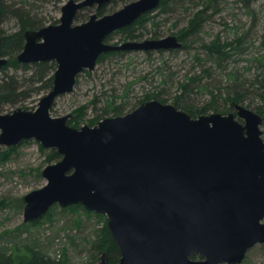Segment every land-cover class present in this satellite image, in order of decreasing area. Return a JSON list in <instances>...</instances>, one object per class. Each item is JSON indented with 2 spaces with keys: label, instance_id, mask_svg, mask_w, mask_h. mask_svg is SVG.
Returning a JSON list of instances; mask_svg holds the SVG:
<instances>
[{
  "label": "water",
  "instance_id": "1",
  "mask_svg": "<svg viewBox=\"0 0 264 264\" xmlns=\"http://www.w3.org/2000/svg\"><path fill=\"white\" fill-rule=\"evenodd\" d=\"M112 1L68 0L58 24L25 31L18 61L56 60L58 67L52 89L36 109L0 112V145L35 139L62 157L43 169L47 183L24 196V221L42 218L55 204H81L107 216L121 253L117 264H243L253 246L264 244L259 112L234 102L235 110L227 114L194 117L174 103L152 99L94 126L76 127L69 123L71 114H51L57 97L71 93L100 55L183 46L174 34L106 41L161 0H134L75 23L80 9ZM7 62L0 49V68ZM101 258V264H111L107 252Z\"/></svg>",
  "mask_w": 264,
  "mask_h": 264
},
{
  "label": "rangeland",
  "instance_id": "2",
  "mask_svg": "<svg viewBox=\"0 0 264 264\" xmlns=\"http://www.w3.org/2000/svg\"><path fill=\"white\" fill-rule=\"evenodd\" d=\"M1 1L9 10L22 4V0ZM67 1L30 0L32 5L29 7L51 22L60 18L61 8ZM131 1L134 0H115L107 5L104 12H99L94 6L87 13L97 11L102 16ZM196 3L190 1L183 5L176 4L169 13L159 9L154 11L149 19L147 17L144 20V29L137 31L143 33L138 39H131L125 33L117 32L109 41L120 44L128 40L161 38L171 34L180 39L183 31L189 28L191 18L205 8L200 37L206 41L217 36L227 40L236 34L247 33L245 45L248 48L230 68L243 71L251 67L253 72L258 69L259 59L264 61V0H196ZM18 28L17 19L12 16V12L1 18V33H10ZM171 50H129L117 55H107V58L98 61L91 73L86 70L78 76L71 93L57 97L51 114L55 117L72 115L85 106L81 125L78 127L94 126L100 120L114 116V113L104 114L106 99L110 95L118 103H124L125 113L134 110L145 100L147 93L154 91L160 84V66L168 68L167 72L172 80L182 79L198 70V65L194 63L195 50ZM14 70L11 69V72H15ZM17 71L19 75H24L25 70ZM3 75L0 71V78ZM163 87L165 96H170L168 103H173L176 86ZM46 93L48 91H43L36 99L29 98L15 106L7 105L3 113L12 112L18 107L34 110L36 108H32L37 107L40 98ZM196 97L200 104L208 98L205 94ZM242 104L248 107V102ZM253 107L249 108L254 109ZM261 128L264 138V119ZM52 149L54 148L44 147L35 139L22 141L15 150L0 145V253L29 246L56 259L67 256L69 264H90L96 254L94 244L99 240V232L108 222L105 214L87 210L81 204L72 207L55 204L38 222L24 221V196L47 183L43 169L58 161H49ZM104 251L99 254L100 264ZM243 264H264V244L253 246Z\"/></svg>",
  "mask_w": 264,
  "mask_h": 264
},
{
  "label": "trees",
  "instance_id": "3",
  "mask_svg": "<svg viewBox=\"0 0 264 264\" xmlns=\"http://www.w3.org/2000/svg\"><path fill=\"white\" fill-rule=\"evenodd\" d=\"M190 1L197 4L196 0H161L160 5L156 9L144 14L134 24L113 32L108 36V40L117 32L125 33L128 38L138 39L143 33H138L137 31L144 29L143 22L147 17L148 19L151 17V13L158 9L161 12L169 13L173 9L172 6L176 4L183 5ZM0 4L2 9L0 20L12 12V16L17 19L19 25V28L13 32L4 34L0 32L2 35L1 53L3 56L8 57L7 64L0 68V71L4 74L0 78V112H3L7 105L15 106L18 103L26 102L29 98H32V100L36 99L43 91L49 92L52 89L54 72L57 68L55 61L20 63L17 60V55L24 47V33L26 30L58 23L59 19L50 22L43 18L29 7L32 5L30 0H22L20 6L13 7L10 10L3 5L1 0ZM107 5L98 9V11L104 12ZM89 9L85 8L79 11L76 16L77 21L87 19L90 15V13H87ZM204 10L205 8H202L191 18L189 28L184 30L180 36L183 46L171 50H186L187 52L195 50L194 63L198 65V70L194 71V74H187L182 79L172 80L169 72H167L168 68L160 66L159 70L162 75L160 84L155 87L154 91L147 93L145 100H142L139 104L152 99L168 103L170 96H165L163 86L173 85L177 89L173 97V103L179 108L187 110L194 117L212 112L228 113L229 110L234 109V102L240 104L248 102L247 106H254L253 110L259 112L264 119V61L259 59L260 66L254 72L251 67H247L243 71L238 68H230L232 63L237 61L248 48L245 45L247 33L236 34L232 39L227 40H223L220 36L210 41L202 39L200 35L203 31ZM189 39L191 40L189 41ZM194 44L197 46H194ZM123 52L104 53L98 61L107 58V55H117ZM11 69H15V72L12 73ZM18 69L25 70L24 75H19ZM199 94L208 96L201 104L196 97ZM34 108L36 106L32 109ZM85 109L86 107L83 106L79 111H76V114H72L69 123L76 127L80 126ZM108 113H114V116L124 114V103H118L112 95L108 96L104 114ZM16 147L17 145L9 146L11 150H15ZM51 152L49 161L61 159L62 156L57 149L54 148ZM72 206H77V204L70 207ZM94 245L96 254L91 259L90 264H100L99 254L104 250L109 255L111 264L118 263L121 257L120 249L113 240L107 224L99 232V240ZM0 264H69V261L67 256L56 259L37 248L23 246L9 253H0Z\"/></svg>",
  "mask_w": 264,
  "mask_h": 264
},
{
  "label": "flooded vegetation",
  "instance_id": "4",
  "mask_svg": "<svg viewBox=\"0 0 264 264\" xmlns=\"http://www.w3.org/2000/svg\"><path fill=\"white\" fill-rule=\"evenodd\" d=\"M106 5H107V4H106ZM106 5H104V6H106ZM94 6L97 7V10L100 9V7H98V5H94ZM94 6H92V7H94ZM104 6H103V7H104ZM92 7H85V8L87 9V8H92ZM85 8H82V9H80L79 11H81V10H83V9H85ZM101 8H102V7H101ZM79 11H78V13H79ZM78 13H77V14H78ZM93 13H94V12H91L90 15H89V17H90L91 14H93ZM96 13L98 14L97 11H96ZM98 15H99V14H98ZM76 16H77V15H76ZM89 17H88L87 19H85V20H82V21H77V19L75 18V23L77 24V23H82V22H84V21H87V20L89 19ZM141 17H142V16H141ZM59 22H60V18H59ZM59 22H58V23H59ZM58 23H51V24H58ZM47 25H48V24H47ZM24 34H25V33H24ZM0 35H1V34H0ZM1 36H2V35H1ZM24 37H25V36H24ZM106 41H107V42H110V41L108 40V37H107V40H106ZM25 42H26V40H25ZM24 44H25V43H24ZM22 50H23V49H22ZM22 50H21V51H22ZM21 51H20V52H21ZM20 52H19V53H20ZM109 53H110V52H109ZM17 56H18V55H17ZM101 56H102V55H100V57H101ZM100 57H99V58H100ZM17 60H18V59H17ZM98 60H99V59H98ZM48 61H55V62L57 63L56 60H48ZM20 63H22V62H20ZM97 63H98V62H97ZM57 67H58V63H57ZM56 69H57V68H56ZM55 71H56V70H55ZM54 73H55V72H54ZM53 80H54V78H53ZM70 118H71V117H70Z\"/></svg>",
  "mask_w": 264,
  "mask_h": 264
},
{
  "label": "bare ground",
  "instance_id": "5",
  "mask_svg": "<svg viewBox=\"0 0 264 264\" xmlns=\"http://www.w3.org/2000/svg\"><path fill=\"white\" fill-rule=\"evenodd\" d=\"M141 18V17H140ZM116 44V43H115Z\"/></svg>",
  "mask_w": 264,
  "mask_h": 264
}]
</instances>
